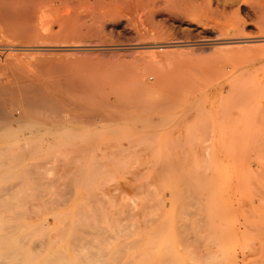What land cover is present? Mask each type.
I'll list each match as a JSON object with an SVG mask.
<instances>
[{"label": "rangeland", "instance_id": "374dc122", "mask_svg": "<svg viewBox=\"0 0 264 264\" xmlns=\"http://www.w3.org/2000/svg\"><path fill=\"white\" fill-rule=\"evenodd\" d=\"M203 1L56 0L40 12L29 40L17 41L33 42L32 51H0V65L18 56L8 63H25L23 73L93 85L109 101L119 97L115 107L123 111L84 98L111 117L72 121L70 133L60 130L37 156L29 153L35 159L25 163L45 164L41 179L31 177L30 187L40 190L0 193L12 203L0 204L1 227L16 229L11 244L50 237L49 248L28 251L20 264L47 263L51 250L69 263L83 256L70 237L82 207L100 216V234L86 242L90 254L109 264H264V0ZM194 2L208 10H192Z\"/></svg>", "mask_w": 264, "mask_h": 264}, {"label": "bare ground", "instance_id": "6f19581e", "mask_svg": "<svg viewBox=\"0 0 264 264\" xmlns=\"http://www.w3.org/2000/svg\"><path fill=\"white\" fill-rule=\"evenodd\" d=\"M56 0H0V51L2 55H5L6 52H12V53H16L17 52H22V51H27V50H33V46L29 45V43L27 44L26 41L24 40H20L19 42H17L19 39H21L22 37L26 36L25 40L27 39V35L26 33H30L31 31L37 30L38 27H36V20L38 19L39 15L41 14L40 12L45 9V10H49V8L52 6V3L55 2ZM148 1H154V0H148ZM207 1V0H204ZM203 1V2H204ZM209 2V1H208ZM50 4V7H48L47 5ZM56 4V3H55ZM192 10L195 11H204L205 9H207L206 6H204L201 3L197 2L195 3H190ZM207 5V3L205 4ZM47 6V9H46ZM45 7V8H44ZM43 10V12L45 11ZM47 10V11H48ZM46 11V12H47ZM44 14V13H43ZM42 16V14H41ZM40 16V18H41ZM44 16V15H43ZM46 19V18H43ZM42 19V21H43ZM40 22V21H38ZM36 24V25H35ZM43 24V23H42ZM41 25V24H40ZM45 25V24H44ZM46 26V25H45ZM44 26V27H45ZM48 26V25H47ZM35 27V28H34ZM41 25V28H44ZM34 30H33V29ZM32 29V30H31ZM48 30L49 29H45ZM42 31V30H41ZM35 32V31H34ZM33 32V33H34ZM37 32V31H36ZM41 33V32H40ZM38 34V33H37ZM47 34V33H46ZM45 34V35H46ZM48 35L50 36V33H48ZM31 37V34L29 35ZM43 36V35H42ZM33 37V36H32ZM38 37V36H37ZM23 38V39H24ZM46 38V37H45ZM33 39V38H31ZM41 39V36H40ZM44 39V38H43ZM29 40V37H28ZM45 40V39H44ZM33 41V40H31ZM26 42V44H25ZM29 42V41H28ZM47 42V40H46ZM31 43V42H30ZM37 43V42H36ZM41 43V42H40ZM49 43V42H48ZM44 44V43H43ZM50 44V43H49ZM48 44V45H49ZM50 47V46H49ZM36 48V47H35ZM39 48V47H38ZM43 48V47H42ZM10 52V53H11ZM29 52V51H27ZM47 52V51H46ZM8 53V54H10ZM45 53V52H44ZM21 54V53H20ZM19 54V55H20ZM54 54V53H53ZM7 55V54H6ZM15 55V56H16ZM22 55V54H21ZM25 55V54H24ZM46 55V54H45ZM32 56V55H31ZM37 56V55H36ZM39 56V55H38ZM3 57V56H2ZM7 57V56H6ZM11 57V55H10ZM1 58V57H0ZM9 60V56L7 57ZM6 58V59H7ZM13 57L10 58V62L11 60H17V58L19 59V57L17 56L14 57L15 59H12ZM32 58V57H31ZM36 58V57H35ZM38 58V57H37ZM44 58V57H43ZM5 59V58H4ZM34 59V58H33ZM42 59V58H41ZM50 59V58H49ZM29 60V59H28ZM40 60V59H39ZM3 61V60H2ZM0 60V62H2ZM8 61V62H9ZM23 61V60H20ZM25 61V60H24ZM30 61V60H29ZM6 62V61H5ZM5 63L3 65H0V176H4L6 177V182L2 187H0V193L1 194H5V195H10V196H16L19 191L21 192L23 189L22 187L25 186V190H26V186L28 188V185L30 187V184H32V180L34 177L37 176V180L41 179L43 177V172H42V168L45 167L43 164V161L41 162L42 165H40V163L36 164L32 162L29 163H25V161L28 160V158L26 159V157H30L32 154L31 153H36L38 154L42 149H40L41 146V142H43V140L48 141L49 139H51V137H53L58 131L60 130H64L70 133V122L72 121H81L84 124H96L98 122H102L101 120H105L111 117L109 116V113H104L101 112L98 108L96 107H91L87 106L86 103L84 104L81 100H84V98L88 99L87 101H90L89 99L91 98H95V99H99V98H104L105 101L104 102H100V107L102 110V103H104V106L107 108L108 106L111 107H115L118 103H120L119 101V97H115L113 101H109L110 96H109V92L104 94L102 93L101 90H97L95 91L94 88H92V86H90L91 88L88 87H84L82 85V87H79V84L77 83H70V85H67L65 83H62V81L60 80L59 83L54 81L53 82H48L46 80V78L43 80L42 78H38L36 76H31V75H27L25 73L22 72V69H20V65L25 64V63H20V64H15L13 63ZM19 62V60L17 61ZM37 62V61H36ZM4 63V62H3ZM43 63V62H42ZM45 63V62H44ZM10 64H13L14 66H16V69L14 67H11ZM32 64V63H31ZM38 64V63H37ZM17 65H19L17 67ZM34 65V64H33ZM40 65V63H39ZM46 65V64H45ZM30 66V65H29ZM49 66V65H47ZM33 67V66H32ZM43 67V66H42ZM27 69V67H25ZM30 68V67H29ZM28 68V69H29ZM38 68V67H35ZM34 68V69H35ZM41 68V67H40ZM45 68H47L45 66ZM44 68V69H45ZM50 68V67H49ZM26 69H24L26 71ZM31 69V68H30ZM42 69V68H41ZM28 71V70H27ZM26 71V72H27ZM39 71V70H37ZM37 71H34L37 73ZM42 71V70H41ZM39 71V73L41 72ZM46 71V70H45ZM49 71V70H48ZM57 71V69H56ZM34 72H31L34 74ZM43 72V71H42ZM49 75V74H48ZM50 76V75H49ZM55 76V75H54ZM53 76V77H54ZM46 77V76H45ZM47 78H49L47 76ZM52 77H50L51 80ZM53 79V78H52ZM46 80V81H45ZM55 80V79H53ZM77 80V79H76ZM65 82V80H64ZM80 82V81H79ZM86 83V82H85ZM96 84V83H95ZM112 84V83H111ZM99 85V84H98ZM81 86V85H80ZM97 86V85H96ZM110 86V85H109ZM102 87V86H101ZM99 87V88H101ZM105 88V87H104ZM92 90H94L95 92H93ZM101 91V92H100ZM128 91V90H127ZM111 92V91H110ZM124 92V91H123ZM120 93V92H119ZM111 94H113L111 92ZM122 94V93H120ZM128 94V93H127ZM246 94V93H245ZM248 94V92H247ZM246 94V95H247ZM126 95V94H125ZM124 95V97H126ZM114 96V95H113ZM131 96V95H130ZM129 96V97H130ZM121 98H123L122 96H120ZM113 99V98H112ZM85 101V102H87ZM128 101V100H127ZM93 102V101H92ZM92 102H88L94 105V103ZM130 102V101H129ZM99 103V102H97ZM95 103V104H97ZM134 105V103L132 104ZM98 106V105H97ZM118 106V105H117ZM123 106V104L121 105ZM103 107V108H105ZM120 107V106H118ZM127 107V108H126ZM126 107H122L128 109V106ZM116 110L120 111V108L118 109L117 107H115ZM121 108V110H122ZM109 109V108H107ZM132 109V108H129ZM110 110V109H109ZM124 110V109H123ZM112 111V110H111ZM115 112V110H113ZM112 111V112H113ZM127 111V110H126ZM129 111V110H128ZM127 111V112H128ZM123 112V111H120ZM126 112V114H128ZM119 113V112H118ZM121 114V113H120ZM134 114V113H133ZM112 115V114H110ZM123 115H125V113H123ZM130 115V114H128ZM132 115V114H131ZM138 115V114H137ZM129 118V117H128ZM131 118V117H130ZM134 118V117H133ZM123 122V121H122ZM100 125V124H99ZM73 126V125H72ZM81 127V126H80ZM79 128V127H78ZM79 130V129H78ZM89 132V131H88ZM97 132V131H96ZM88 135V134H87ZM90 135V133H89ZM88 135V136H89ZM92 135V133H91ZM94 135V134H93ZM98 135V134H96ZM95 135V136H96ZM65 136V134H64ZM85 136V137H88ZM68 137V136H67ZM91 137V136H90ZM99 137V136H98ZM97 137V138H98ZM84 138V137H81ZM92 138V137H91ZM93 139V138H92ZM89 140V139H88ZM100 140V139H99ZM115 140V139H114ZM32 141H35L34 143H32ZM83 141V140H82ZM85 141V140H84ZM104 141V140H103ZM77 143L79 141H76ZM94 142V141H93ZM74 143V142H73ZM83 143V142H82ZM98 143V142H97ZM120 144V143H119ZM72 145V144H71ZM70 145V146H71ZM85 145V144H84ZM104 145V144H103ZM69 146V145H68ZM88 146V145H87ZM96 146V145H95ZM99 146V145H98ZM105 146V145H104ZM107 146V145H106ZM73 147V146H71ZM77 147V146H76ZM79 150H80V145L78 146ZM86 147V145H85ZM115 147V146H114ZM49 148V147H48ZM70 148V147H68ZM74 148V147H73ZM84 148V146H83ZM82 148V149H83ZM97 148V146H96ZM105 148H108L105 147ZM111 148V147H110ZM46 149V148H45ZM75 150L77 148H74ZM72 149V150H74ZM85 149V148H84ZM50 150V148H49ZM58 150V149H57ZM61 150V149H60ZM70 151V149H67ZM71 150V151H72ZM78 150V151H79ZM109 150V149H108ZM138 150V149H137ZM48 151V149L46 150ZM53 151V150H52ZM50 151V152H52ZM64 151V150H63ZM68 151V152H69ZM83 151V150H81ZM80 151V152H81ZM98 151V150H97ZM95 151V152H97ZM100 151V150H99ZM103 151V150H102ZM133 151V150H132ZM58 152V151H57ZM61 152V151H60ZM74 152V151H73ZM79 152V153H80ZM93 152V149L92 151ZM93 152V153H95ZM111 152V150H110ZM126 152V151H124ZM135 152V151H134ZM29 153L31 154L30 156ZM54 153V152H53ZM63 153V152H62ZM72 153V152H71ZM83 153V152H82ZM103 153V152H102ZM123 153V152H122ZM35 154V155H36ZM50 154V153H49ZM92 154V153H91ZM101 154V153H100ZM104 154V153H103ZM101 154V155H103ZM117 154V153H116ZM131 154V153H130ZM33 155V156H35ZM71 155V154H70ZM69 155V156H70ZM80 155V154H78ZM94 155V154H93ZM108 155V154H107ZM115 154H112V156ZM37 156V155H36ZM39 156V155H38ZM82 156V155H81ZM80 156V157H81ZM91 156V155H90ZM95 156V155H94ZM109 156V155H108ZM59 157V156H58ZM73 157V156H72ZM75 157V156H74ZM78 157V156H77ZM77 157L75 158L77 160ZM86 157V156H85ZM89 157V156H88ZM101 157V156H100ZM117 157V156H116ZM119 157V156H118ZM32 158V156L30 157ZM29 158V159H30ZM39 159V157H37ZM48 158V156H47ZM54 158L55 157H51ZM61 158V157H60ZM79 158V157H78ZM95 158V157H94ZM99 158V157H98ZM96 159L99 160V159ZM109 158V157H108ZM32 159H35L32 158ZM42 160V158H40ZM75 159H73L75 161ZM86 159V158H84ZM118 159V158H117ZM37 160V159H36ZM44 160V159H43ZM94 159H92V163H95V161L93 162ZM24 161V163H23ZM59 161V160H58ZM78 161V160H77ZM83 161V160H82ZM127 161V160H126ZM35 162V161H34ZM45 162V161H44ZM52 162V161H51ZM55 162V160L53 161ZM52 162V163H53ZM73 162V161H72ZM79 162V161H78ZM101 161H99L100 163ZM115 162V160H114ZM119 162V161H118ZM91 163V165H92ZM103 163V162H102ZM100 163V167L101 164ZM60 164V163H58ZM70 164V163H69ZM76 164V163H75ZM85 164V163H84ZM96 164V163H95ZM48 165V163L46 164V166ZM50 165V164H49ZM66 165V164H65ZM90 165V164H89ZM103 165V164H102ZM118 165V164H117ZM120 165V164H119ZM63 166V165H62ZM67 166V165H66ZM77 166V164H76ZM75 166V167H76ZM83 166V165H82ZM80 166V167H82ZM97 166V165H96ZM56 167V166H54ZM64 167V166H63ZM72 167V166H70ZM78 167V166H77ZM85 167V166H83ZM82 167V168H83ZM93 167V166H92ZM99 167V168H100ZM104 167V166H103ZM102 167V168H103ZM66 168V167H65ZM74 168V166H73ZM72 168V169H73ZM80 168V169H82ZM97 169V171L100 172V170L102 169ZM106 168V167H105ZM56 169V168H55ZM59 169V168H58ZM76 169V168H75ZM50 173V169H48ZM57 170V169H56ZM54 170V171H56ZM71 170V169H70ZM77 170V169H76ZM83 170V169H82ZM88 170V169H87ZM94 170V168H93ZM105 170V169H104ZM53 171V172H54ZM63 172V169L61 170ZM92 171V169H91ZM90 171V172H91ZM45 172V171H44ZM59 172V171H58ZM68 172V171H67ZM74 172V169H73ZM78 172V171H77ZM72 173V172H71ZM80 173V172H78ZM82 173V171H81ZM80 173V174H81ZM89 173V172H88ZM93 173V172H92ZM91 173V174H92ZM95 173V171H94ZM93 173V174H94ZM97 173V172H96ZM95 173V174H96ZM10 174L11 176H8ZM52 175V173H50ZM62 174V173H61ZM65 174V173H64ZM75 174V172L73 173ZM77 174V173H76ZM90 174V175H91ZM102 173L100 172V174L97 175H101ZM33 175V176H32ZM45 175V174H44ZM63 175V174H62ZM71 175V174H70ZM79 175V174H78ZM48 176V174L46 175ZM75 176V175H74ZM86 176V174H85ZM84 176V178H85ZM88 176V174H87ZM94 175H92L93 177ZM4 177V178H5ZM49 177V176H48ZM64 177V176H63ZM71 177V176H69ZM73 177V175H72ZM83 177V175H82ZM90 178V176H88ZM87 179L89 181V179ZM91 177V178H92ZM95 178V176H94ZM93 178V179H94ZM97 178V177H96ZM58 179V177H57ZM68 179V178H67ZM72 179V178H70ZM74 179V177H73ZM77 179V178H76ZM81 180V178H79ZM4 180V179H3ZM59 180V179H58ZM64 180V179H63ZM62 180V181H63ZM66 180V179H65ZM25 183H24V182ZM61 181V180H59ZM86 181V180H85ZM95 181V180H94ZM1 182V181H0ZM35 182V180L33 181ZM67 182V180L65 181ZM24 183V184H23ZM50 184V182H48ZM53 183V181L51 182ZM69 183V182H67ZM76 183V182H75ZM83 183V182H82ZM87 183V182H85ZM109 183V182H108ZM2 184V183H0ZM46 184L45 181H42L40 183L37 184V187L39 185H44ZM94 184V183H93ZM97 184V182H96ZM99 184V182H98ZM102 184V183H101ZM66 185V184H65ZM65 185H62L65 187ZM70 185V184H68ZM116 185V184H115ZM60 185V187H62ZM73 186V185H72ZM77 186V185H76ZM82 186V185H81ZM54 187V185H53ZM57 187V186H56ZM55 187V188H56ZM59 187V190H60ZM69 187V186H68ZM64 188V190L69 189V188ZM78 187V186H77ZM80 187V186H79ZM51 188V187H50ZM115 188V187H114ZM119 188V187H118ZM29 189H34V185L31 186ZM41 188H38V190H40ZM62 189V188H61ZM70 189H71V185H70ZM83 189V188H82ZM91 189V188H90ZM25 190L23 191L24 193ZM28 190V189H27ZM35 190V189H34ZM38 190H35V192H37ZM63 190V191H64ZM77 190V189H76ZM88 190V189H87ZM99 190V189H98ZM115 190V189H114ZM42 191V190H41ZM44 191V190H43ZM68 191V190H67ZM96 191V190H95ZM101 191V190H100ZM65 192V191H64ZM62 192V193H64ZM71 192V191H70ZM89 192V191H87ZM112 192V191H111ZM262 192V191H261ZM29 193V192H27ZM34 193V192H33ZM61 193V192H60ZM61 193V194H62ZM113 193V192H112ZM0 194V196H2ZM89 195V194H88ZM97 195V193H96ZM96 195H94V197H96ZM23 197V196H22ZM99 197V196H98ZM97 197V198H98ZM1 198V197H0ZM2 199V198H1ZM0 199V204H4L7 203L6 200H1ZM88 199V198H87ZM89 199H90V195H89ZM96 199V198H95ZM125 199V198H124ZM123 199V200H124ZM134 199V198H133ZM137 199V198H136ZM83 200V199H82ZM127 200V199H126ZM130 200V199H129ZM84 201V200H83ZM103 201V200H102ZM132 201V200H131ZM81 202V201H80ZM89 202V201H88ZM91 202V201H90ZM99 202V201H98ZM10 203V202H9ZM7 203V204H9ZM93 203V202H92ZM101 203V202H100ZM126 203V202H125ZM12 205V203H10ZM131 204V203H130ZM79 205H81L79 203ZM139 205V204H138ZM89 206H91L89 204ZM127 206V205H126ZM124 207V206H123ZM129 207V206H128ZM11 208V206H10ZM79 208V207H78ZM81 208V207H80ZM91 208H94L91 207ZM125 208V207H124ZM12 209V208H11ZM119 209V208H118ZM117 209V210H118ZM121 209V208H120ZM146 209V207H145ZM83 212L82 214L77 217V224H73V226H75L73 228V230H71V235L70 237L72 238V241L75 244V249L79 252L82 251L85 254L83 256H76L72 258V261L70 260V263L68 262L69 260L64 257L65 254H63L61 251H56L57 253L55 254L54 251L51 250V252H49V254L47 255V258L45 259L47 261V263H40V264H79L77 262V260L79 259H85L87 260V262L89 264H109L108 261L104 260L105 257L102 259L99 256H93L90 254V252H92L89 248V246L86 245V242L91 243L92 239H94L97 235L100 234V230L98 229V227L96 226L97 224H95V220L98 223V213H94V214H88V212H84L85 208L82 207ZM95 210V208H94ZM139 210V208H138ZM125 211V210H124ZM15 213H17L16 211H12ZM115 212V211H114ZM116 215V214H115ZM127 214L124 215V217ZM26 216V215H25ZM133 216V214L131 215ZM139 216V215H138ZM137 216V217H138ZM119 217H123L122 215H118ZM135 217V216H134ZM53 218V217H52ZM130 218V217H129ZM132 218V217H131ZM140 218V217H139ZM120 219V218H119ZM118 219V220H119ZM122 219V218H121ZM136 219V217H135ZM139 220V219H138ZM149 220V219H148ZM112 221V220H110ZM75 222V221H74ZM109 222V221H108ZM120 222V221H119ZM149 222V221H147ZM3 224V223H2ZM144 224V222H143ZM146 224V223H145ZM144 224V225H145ZM148 224V223H147ZM38 225V224H37ZM40 225V224H39ZM43 225V224H42ZM134 225V224H133ZM4 226V225H3ZM6 226V225H5ZM10 226V225H9ZM129 226V225H128ZM1 227V225H0ZM14 228V225L12 226ZM53 227V226H52ZM88 227H92V229L90 230ZM7 228V227H6ZM5 228V229H6ZM13 228L10 227L11 230H4L2 227L0 228V264H18L19 261L21 260H26L27 258V252L32 250V249H39V250H44L50 247L51 245V241H50V237L47 238H41L38 241H36L35 243H31L29 245H27V237L23 236V240L24 243L21 248L17 249V246L14 244H11L9 239L16 234V229L14 230ZM33 228H35L33 226ZM36 228H38V226H36ZM88 228V229H86ZM39 229V228H38ZM42 229V228H41ZM45 229V228H44ZM133 229V228H132ZM41 231V230H40ZM46 231V230H45ZM48 231V230H47ZM46 231V232H47ZM43 232V231H42ZM41 232V233H42ZM29 234V233H28ZM45 234V232H44ZM50 235V233H49ZM44 237V235H43ZM46 237V236H45ZM58 237H60L58 235ZM86 237L89 239L87 241ZM104 237V236H103ZM110 238V237H109ZM100 240V238H98ZM102 239V238H101ZM55 240V239H54ZM104 241V240H103ZM101 243V242H100ZM129 243V242H128ZM61 244V243H60ZM26 245V246H25ZM90 245V244H88ZM93 245V244H92ZM95 245V244H94ZM96 247V246H95ZM121 248V247H120ZM64 249V248H63ZM104 249V248H103ZM124 249V248H123ZM105 250V249H104ZM107 250V248H106ZM105 250V251H106ZM15 251H19L20 253H16ZM112 252V249H111ZM107 253V252H106ZM67 254V252H66ZM93 254V253H92ZM111 255L113 253H110ZM109 254V256H110ZM97 255V254H94ZM108 255V254H107ZM66 256V255H65ZM106 256V255H105ZM114 256V255H112ZM160 256V255H159ZM8 257L11 258V260H8ZM111 257V256H110ZM155 257V256H154ZM153 257V258H154ZM65 259H67L66 261L68 263H66ZM110 259V258H109ZM115 259V258H113ZM127 259V257H126ZM130 259V258H129ZM89 260V261H88ZM147 260V259H146ZM154 260V259H151ZM165 260V259H164ZM10 261V262H9ZM83 261V260H82ZM81 261V262H82ZM98 261V262H97ZM100 261V262H99ZM149 261V260H148ZM91 262V263H90ZM147 262V261H146ZM124 263V262H123ZM20 264V263H19ZM37 264V263H36ZM152 264V263H151Z\"/></svg>", "mask_w": 264, "mask_h": 264}]
</instances>
